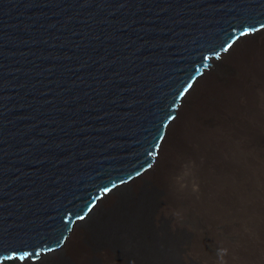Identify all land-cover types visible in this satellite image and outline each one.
I'll list each match as a JSON object with an SVG mask.
<instances>
[{
	"label": "water",
	"instance_id": "obj_1",
	"mask_svg": "<svg viewBox=\"0 0 264 264\" xmlns=\"http://www.w3.org/2000/svg\"><path fill=\"white\" fill-rule=\"evenodd\" d=\"M262 24L264 0H0V264L60 251L141 177L179 92Z\"/></svg>",
	"mask_w": 264,
	"mask_h": 264
},
{
	"label": "bare ground",
	"instance_id": "obj_2",
	"mask_svg": "<svg viewBox=\"0 0 264 264\" xmlns=\"http://www.w3.org/2000/svg\"><path fill=\"white\" fill-rule=\"evenodd\" d=\"M211 63L151 167L38 264H216L218 247L227 264H264V28ZM187 160L198 192L174 182ZM162 209L179 210L183 226Z\"/></svg>",
	"mask_w": 264,
	"mask_h": 264
},
{
	"label": "clouds",
	"instance_id": "obj_3",
	"mask_svg": "<svg viewBox=\"0 0 264 264\" xmlns=\"http://www.w3.org/2000/svg\"><path fill=\"white\" fill-rule=\"evenodd\" d=\"M196 168V164L192 160H187L181 163L180 171L177 176L174 177V182L176 185L179 186L180 190L185 189L188 187V183L191 182V190L193 192H198L199 187L198 184L195 182V174L194 170ZM164 214L171 215L174 218V223L170 225V227L175 230L176 227L183 226L181 225V221L184 219L182 213L179 210L168 209L163 210ZM228 255V249L224 247H218L216 250V264H227L225 257Z\"/></svg>",
	"mask_w": 264,
	"mask_h": 264
},
{
	"label": "snow or ice",
	"instance_id": "obj_4",
	"mask_svg": "<svg viewBox=\"0 0 264 264\" xmlns=\"http://www.w3.org/2000/svg\"><path fill=\"white\" fill-rule=\"evenodd\" d=\"M261 28H264V24H262L260 26ZM259 31V29H256V28H247L245 29L244 31H242L240 33V36H246L248 35L249 33H254V32H257ZM233 45L232 44H228V47L227 48H224L223 51L224 52H227ZM205 67H208V65H205ZM193 87L192 84H188L187 87H184L183 90L181 92H179V96L183 97L186 93L189 92V90ZM168 120H171V119H174V117L172 116H169L167 118ZM160 139L162 140L163 139V136H160ZM105 191H108L107 189H105ZM84 217H80V219H83Z\"/></svg>",
	"mask_w": 264,
	"mask_h": 264
}]
</instances>
